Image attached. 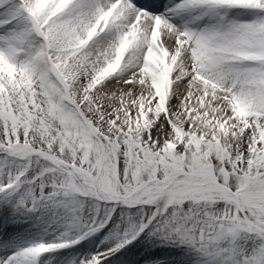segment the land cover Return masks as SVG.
<instances>
[{
	"label": "snow or ice",
	"instance_id": "obj_1",
	"mask_svg": "<svg viewBox=\"0 0 264 264\" xmlns=\"http://www.w3.org/2000/svg\"><path fill=\"white\" fill-rule=\"evenodd\" d=\"M0 264H264V0H0Z\"/></svg>",
	"mask_w": 264,
	"mask_h": 264
}]
</instances>
